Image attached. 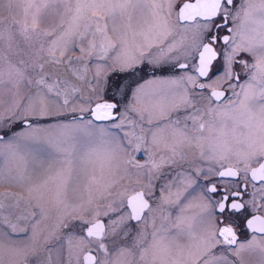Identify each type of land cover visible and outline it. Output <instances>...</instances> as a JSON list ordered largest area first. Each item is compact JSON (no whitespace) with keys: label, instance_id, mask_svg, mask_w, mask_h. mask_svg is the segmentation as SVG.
Returning <instances> with one entry per match:
<instances>
[{"label":"snow or ice","instance_id":"obj_1","mask_svg":"<svg viewBox=\"0 0 264 264\" xmlns=\"http://www.w3.org/2000/svg\"><path fill=\"white\" fill-rule=\"evenodd\" d=\"M0 264H264V0H0Z\"/></svg>","mask_w":264,"mask_h":264}]
</instances>
